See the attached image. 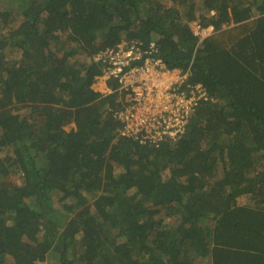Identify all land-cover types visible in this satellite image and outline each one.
Wrapping results in <instances>:
<instances>
[{
    "label": "trees",
    "instance_id": "trees-1",
    "mask_svg": "<svg viewBox=\"0 0 264 264\" xmlns=\"http://www.w3.org/2000/svg\"><path fill=\"white\" fill-rule=\"evenodd\" d=\"M122 40L205 89L176 140L93 89ZM0 264H264V0H0Z\"/></svg>",
    "mask_w": 264,
    "mask_h": 264
},
{
    "label": "built area",
    "instance_id": "built-area-1",
    "mask_svg": "<svg viewBox=\"0 0 264 264\" xmlns=\"http://www.w3.org/2000/svg\"><path fill=\"white\" fill-rule=\"evenodd\" d=\"M212 30L211 26L193 24L199 40ZM94 60L103 65L97 81L103 82L104 90L99 92L110 93L107 81L115 80L117 91L127 93L123 109L114 116L124 123L121 134L139 144L157 146L165 139L176 140L199 101L209 99L201 84L188 81L190 64L184 72L168 68L157 55L154 43L143 47L141 42L122 40L99 51Z\"/></svg>",
    "mask_w": 264,
    "mask_h": 264
},
{
    "label": "rangeland",
    "instance_id": "rangeland-1",
    "mask_svg": "<svg viewBox=\"0 0 264 264\" xmlns=\"http://www.w3.org/2000/svg\"><path fill=\"white\" fill-rule=\"evenodd\" d=\"M2 6H4V4ZM92 87H93V89L95 91H98L99 92V90L97 89V85L92 86ZM4 181H5L6 184L9 183V184H13L14 185V184H18L19 183V178L16 175H14V176L11 175V176L5 178ZM55 207H57V205ZM46 217L50 221H54V220L58 219L62 225H65L68 222V220L70 219V217L66 216L63 213L62 214H58L55 211H50V210H47Z\"/></svg>",
    "mask_w": 264,
    "mask_h": 264
},
{
    "label": "crops",
    "instance_id": "crops-1",
    "mask_svg": "<svg viewBox=\"0 0 264 264\" xmlns=\"http://www.w3.org/2000/svg\"><path fill=\"white\" fill-rule=\"evenodd\" d=\"M99 81V82H98ZM95 84H93V86H95V85H97V89L99 90V91H102L103 90V82L102 81H100V80H98Z\"/></svg>",
    "mask_w": 264,
    "mask_h": 264
}]
</instances>
